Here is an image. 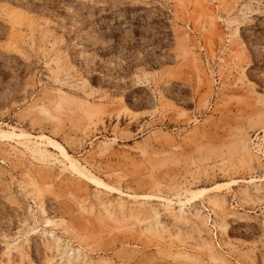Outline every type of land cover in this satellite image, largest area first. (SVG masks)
I'll return each instance as SVG.
<instances>
[{"label": "rangeland", "instance_id": "rangeland-1", "mask_svg": "<svg viewBox=\"0 0 264 264\" xmlns=\"http://www.w3.org/2000/svg\"><path fill=\"white\" fill-rule=\"evenodd\" d=\"M0 264H264V0H0Z\"/></svg>", "mask_w": 264, "mask_h": 264}]
</instances>
